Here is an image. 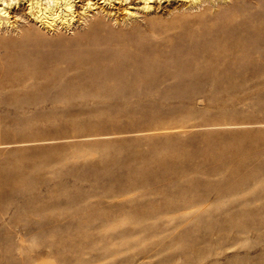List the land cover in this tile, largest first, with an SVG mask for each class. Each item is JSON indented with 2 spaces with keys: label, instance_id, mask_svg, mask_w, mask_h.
<instances>
[{
  "label": "rangeland",
  "instance_id": "obj_1",
  "mask_svg": "<svg viewBox=\"0 0 264 264\" xmlns=\"http://www.w3.org/2000/svg\"><path fill=\"white\" fill-rule=\"evenodd\" d=\"M186 1L0 27V264H264V0Z\"/></svg>",
  "mask_w": 264,
  "mask_h": 264
},
{
  "label": "bare ground",
  "instance_id": "obj_2",
  "mask_svg": "<svg viewBox=\"0 0 264 264\" xmlns=\"http://www.w3.org/2000/svg\"><path fill=\"white\" fill-rule=\"evenodd\" d=\"M162 1L165 2L168 0H24V3H22L25 4L24 7L22 8V10L24 9L23 10L24 12L22 11V13L19 14L16 11L17 13L12 14L11 8L19 6L18 4L22 2V0H0V27L4 25L5 27L4 30L8 32L14 30L15 26L17 25L16 23L18 21V19L17 21H11V18H13V20H16V17L18 15V17L24 18V20L27 19L28 20L27 22H29L27 24L29 26L23 29L18 28V32L21 31L22 37L20 40H22L25 37L36 33V29L32 28L33 24L35 25L37 24V26L39 25L42 28H46L48 29L47 31H49V29L53 31L55 29H60V28H66V27L69 28L75 25L74 22L75 23L78 22V23H82L83 27L82 30L77 31L74 37L79 38L82 37V35H84L85 33L90 35L91 34L95 35L101 29L110 30L111 28H109L108 26L109 24L107 25V23H105L104 21L106 18L111 19L115 22H119V21H123V19L125 20L130 19L137 12H144L145 15L151 14L153 13V11L158 12V9L162 8V5H160L162 4ZM187 1L186 3L188 4ZM205 1L206 0H204V2ZM77 2L80 3L78 5L79 9H77L76 7ZM196 3L198 2L196 1ZM189 5L188 6L186 5L185 7L188 8ZM13 9L15 10L16 8ZM119 11H121L123 15L119 16L117 14ZM188 15L189 14L187 13L181 14V16L184 17ZM148 24L149 22L147 21L139 23L137 24V26H133L132 30L130 31L128 30L127 33L130 34L132 31L139 29L142 26L144 27L148 26ZM112 33L114 32L112 31ZM6 38L8 37H5L4 34L1 35L0 42L1 40H7L10 43V39H6ZM3 45L5 46V44Z\"/></svg>",
  "mask_w": 264,
  "mask_h": 264
}]
</instances>
